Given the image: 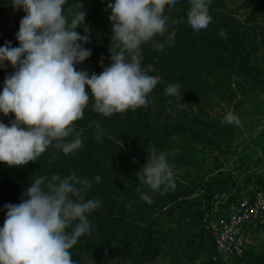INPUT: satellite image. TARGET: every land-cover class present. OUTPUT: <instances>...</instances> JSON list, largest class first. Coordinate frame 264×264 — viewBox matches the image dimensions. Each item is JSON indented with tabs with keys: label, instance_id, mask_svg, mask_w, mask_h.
Returning <instances> with one entry per match:
<instances>
[{
	"label": "rangeland",
	"instance_id": "rangeland-1",
	"mask_svg": "<svg viewBox=\"0 0 264 264\" xmlns=\"http://www.w3.org/2000/svg\"><path fill=\"white\" fill-rule=\"evenodd\" d=\"M11 2L0 0V6L13 19L17 10ZM82 2L85 5L79 6L86 14L89 39L94 40L95 46L82 43L92 55L76 69L87 71L89 76L99 75L111 65L110 49L118 51L115 43L109 42L112 32L108 4L115 0ZM178 5L173 6L171 1L166 4L168 29L155 38L166 40L167 33L175 31L174 43L165 46L166 56L172 61L177 55L170 51L178 50V41L190 36L187 31L193 30L185 10ZM77 30L82 35L84 29ZM151 47L152 42L142 46V67L158 74L161 69L155 67V60L159 57L151 56ZM194 47V53H202V58L206 57L203 49L212 48L201 43ZM258 55H262L258 63H264V48L258 49ZM259 70L261 74L256 77H225L216 68L198 66L190 74L177 72L166 76V81L159 79L149 93V102L141 106L145 114H150L154 131L144 133L139 143L132 145L134 150H130L128 141L121 152V165L103 162L99 166L102 190L95 199L102 203L93 212L106 210L109 216L118 212L119 227L113 229L110 222L102 220L106 227L101 230L98 225L102 222L91 215L94 238L70 250L76 264H220L214 250V228L235 202L264 183V67ZM188 75L190 80L203 81L183 86L178 79ZM176 84L180 86L181 98L165 95L166 88ZM229 112L239 118V125L224 121ZM147 138L150 141L142 143ZM151 149L166 155L173 171L174 188L152 191L139 182L136 173L147 163ZM24 167L2 162L0 172L5 175L0 184L4 186L10 175V181H19L23 186ZM106 170L108 181L103 180ZM10 197L0 204V227L6 217L4 206L18 205L23 196L12 200ZM234 264H264V221L248 231L245 255Z\"/></svg>",
	"mask_w": 264,
	"mask_h": 264
},
{
	"label": "clouds",
	"instance_id": "clouds-1",
	"mask_svg": "<svg viewBox=\"0 0 264 264\" xmlns=\"http://www.w3.org/2000/svg\"><path fill=\"white\" fill-rule=\"evenodd\" d=\"M66 3L11 2L26 15L16 33L19 46L6 41L0 47V68L10 64L15 69L6 76L0 91V115L15 116L10 126L0 122V162L9 166L37 161L54 141L66 155L81 149L82 133L74 122L84 118L90 99L94 111L105 117L148 103L159 76L142 67V45L152 42L163 48L174 43L175 31L168 32L166 40L155 39L167 32L170 18L165 5L169 0H115L108 9L111 43L115 42L118 51L110 49L111 65L99 75L89 76L85 70H76L92 55L82 47L89 42L86 14L80 9L69 19ZM171 3L174 6L180 0ZM189 4L187 23L197 32L206 29L212 22L211 0H189ZM77 28H83L85 34L80 35ZM179 88V84L170 85L165 95L181 98ZM224 121L240 124L231 112ZM148 152L147 163L136 173L139 182L152 191L174 188L166 155L155 149ZM94 180L99 183L101 177ZM92 183L74 172L63 177L41 176L31 182L21 203L6 204L5 222L0 227V264H76L70 250L80 237L91 233L89 215L102 203L86 198ZM143 199L151 203L147 196Z\"/></svg>",
	"mask_w": 264,
	"mask_h": 264
},
{
	"label": "trees",
	"instance_id": "trees-1",
	"mask_svg": "<svg viewBox=\"0 0 264 264\" xmlns=\"http://www.w3.org/2000/svg\"><path fill=\"white\" fill-rule=\"evenodd\" d=\"M82 1L67 0L65 13L69 16V19H71L72 13L80 9L79 4L85 5ZM178 4L179 9L185 10L186 14L190 7L189 0H180ZM221 10L222 14H220ZM209 13L212 17V22L206 29L198 32L194 30L187 31L191 35L178 41L180 42L178 50L170 51L173 56L177 55L175 61L166 56V47H151V56L153 54V57H159L158 61H156L157 58L155 60V67L161 69L157 74L161 81H166V76H172L177 72H182V74L195 72L198 66L216 68L225 77L234 74L248 78L261 74L262 70L259 69L264 67V63H258L262 55L256 56V54H258L259 48H264V28H262L264 26V0H211ZM25 15L24 10L19 9L14 13L12 19L9 17L8 11L3 6H0L1 47L5 45L6 41L10 42L12 47L19 46L16 33L19 31L20 21ZM77 29L76 31L79 32ZM221 32L224 33L223 36ZM81 34L84 35V31H81ZM198 43H201V46L209 45V47H212L206 50L203 49L206 57L202 58V53H194V46ZM83 44L88 47L95 46L94 40L91 39H89L88 43ZM76 70L79 71L78 69ZM13 71L14 69L10 64H7L5 68H0V91L3 90L6 76L12 74ZM183 76L178 79L182 82L183 86L186 83L195 85L203 81L201 78H192L190 80L189 75L187 77ZM93 104L94 101L90 99L88 106L84 110V118L74 122L77 131L82 133V148L66 155L54 146V141L53 145L41 154L37 161L29 162L24 167L26 169L23 186H21L19 181H10V175L6 178L4 186L2 183L0 184V204L8 196H11V200L17 196H23L30 187L31 182H34L35 179L41 176L51 178L54 174H60L63 177L73 172L78 176L93 180L92 187L88 191L86 198H96L102 190V184L100 182L96 183L94 180L95 176L102 175V172H99V166L103 162L104 164H115V166L121 165L122 162L120 160L124 159L121 152L126 149V144L127 146L129 145L128 141H131L129 145L131 147L130 150H134L132 145L139 143V139L144 133L150 134L154 131V128L150 127V114H145L141 106L135 110L129 109L124 112L114 113L111 117H105L94 111ZM14 119L15 116L12 113L8 116L0 115V122L9 126L10 121ZM97 135L100 136L99 139L96 138ZM68 139H72V137ZM147 141H150L149 138L143 140L142 143ZM1 165L2 162H0ZM106 174H108L107 170ZM4 175L1 171L0 180L3 179ZM108 175L103 180L108 181ZM91 215H96L100 219L99 222H102V220L110 222L113 229L114 226L119 225L118 212H115L113 216H109L106 210L103 212L100 210L96 213L92 212L89 215L91 233L80 237L75 247H82L85 241H90L94 238V236L92 237V233L95 224L92 222L93 218H91ZM105 227L106 225L104 226L103 222L102 225H98V228L101 230ZM131 227L133 228V226ZM244 255L245 251L242 258ZM242 258L234 260L232 263L234 264L242 260ZM218 260L221 264V260Z\"/></svg>",
	"mask_w": 264,
	"mask_h": 264
},
{
	"label": "built area",
	"instance_id": "built-area-1",
	"mask_svg": "<svg viewBox=\"0 0 264 264\" xmlns=\"http://www.w3.org/2000/svg\"><path fill=\"white\" fill-rule=\"evenodd\" d=\"M264 221V183L235 202L214 228V246L222 264L242 258L248 231Z\"/></svg>",
	"mask_w": 264,
	"mask_h": 264
}]
</instances>
